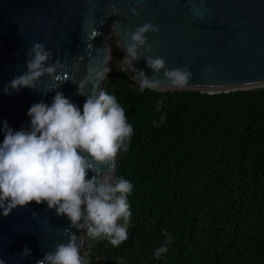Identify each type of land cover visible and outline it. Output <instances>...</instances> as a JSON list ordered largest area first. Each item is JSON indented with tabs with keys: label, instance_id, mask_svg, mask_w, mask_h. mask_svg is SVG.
I'll return each instance as SVG.
<instances>
[{
	"label": "trees",
	"instance_id": "obj_1",
	"mask_svg": "<svg viewBox=\"0 0 264 264\" xmlns=\"http://www.w3.org/2000/svg\"><path fill=\"white\" fill-rule=\"evenodd\" d=\"M111 46L104 90L133 126L114 175L133 184L131 227L120 246L85 229L81 256L88 264H264V87L140 91L116 36Z\"/></svg>",
	"mask_w": 264,
	"mask_h": 264
},
{
	"label": "water",
	"instance_id": "obj_2",
	"mask_svg": "<svg viewBox=\"0 0 264 264\" xmlns=\"http://www.w3.org/2000/svg\"><path fill=\"white\" fill-rule=\"evenodd\" d=\"M148 22L159 32L145 34L152 50L142 57H161L169 69L187 65L193 77L188 87L179 90L219 93L264 87V0H0V122L6 120L14 130L28 128L30 107L51 104L56 91L82 112L86 96L79 93L78 85L86 94L97 85L104 90L111 70V38L116 36L123 47L130 41L126 33ZM94 28L100 35L89 41ZM36 42L53 53L49 64L57 59L67 64L63 71L69 80L63 82L61 71V81L45 75L37 90L22 88L5 94L3 87L27 71L26 61ZM144 58L132 62L134 69L123 62L136 82L140 70L153 76ZM210 66L215 71L208 74ZM153 78L166 79L163 70ZM117 165L116 156L114 175ZM101 167L110 170L108 165ZM92 175L89 171L88 178ZM33 212L39 215L33 217ZM65 228H71L66 216L34 201L7 217L0 214V258L6 264H36L57 244L67 242ZM71 231L78 237L82 255L85 229ZM25 245L32 254L21 259Z\"/></svg>",
	"mask_w": 264,
	"mask_h": 264
},
{
	"label": "clouds",
	"instance_id": "obj_3",
	"mask_svg": "<svg viewBox=\"0 0 264 264\" xmlns=\"http://www.w3.org/2000/svg\"><path fill=\"white\" fill-rule=\"evenodd\" d=\"M111 27L114 29L116 23ZM148 32H159V27L148 22L126 33L130 41L123 44L124 61L130 69H134V60L144 58L143 52L152 50L145 35ZM98 35L99 31L94 28L88 40ZM88 47L93 45L89 43ZM52 55L44 44L36 42L26 61L27 71L10 80L3 92L11 94L22 88L37 90L45 75L61 81L60 72L68 66L59 59L49 64ZM144 59L153 76L163 70L166 79H154L140 70L135 76L140 91L179 90L189 86L193 73L187 65L169 69L167 61L161 57L149 55ZM214 71L210 66L208 74ZM63 76V82L69 80L67 71H63ZM78 91L86 96L82 112L62 91H56L51 104L39 102L30 107L28 128L14 130L6 120L0 122L3 133L0 142V214L7 217L14 209L27 207L33 201L46 204L58 216H66L71 228L87 229V235L92 239H107L112 246H120L129 238L132 213L127 198L133 184L122 176H114V161L118 152L128 151L133 126L128 123L125 109L116 96L98 85L91 89V94L81 92L79 85ZM161 104L162 101L157 104L156 111L160 110ZM160 119L163 122L164 117ZM101 165H108L110 170L104 171ZM89 171L94 173L90 179ZM32 215L39 214L33 212ZM71 228L63 230L67 242L57 244L54 251L46 252L36 264H88L80 255L78 237ZM165 235L171 243V235ZM167 251V244H164L154 254L159 259ZM31 254L27 245L20 252L21 259ZM0 264H6V261L0 258Z\"/></svg>",
	"mask_w": 264,
	"mask_h": 264
}]
</instances>
